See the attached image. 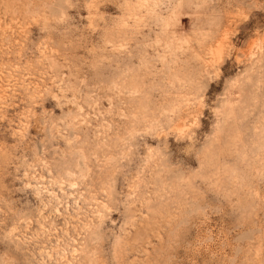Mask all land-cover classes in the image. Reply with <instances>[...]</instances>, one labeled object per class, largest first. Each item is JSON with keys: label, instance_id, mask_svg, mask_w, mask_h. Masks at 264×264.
<instances>
[{"label": "rangeland", "instance_id": "obj_1", "mask_svg": "<svg viewBox=\"0 0 264 264\" xmlns=\"http://www.w3.org/2000/svg\"><path fill=\"white\" fill-rule=\"evenodd\" d=\"M0 264H264V0H0Z\"/></svg>", "mask_w": 264, "mask_h": 264}]
</instances>
